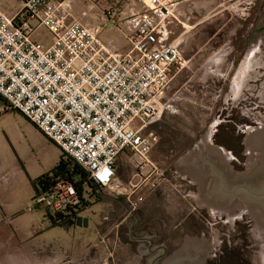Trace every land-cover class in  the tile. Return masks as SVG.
Listing matches in <instances>:
<instances>
[{"label": "rangeland", "instance_id": "rangeland-1", "mask_svg": "<svg viewBox=\"0 0 264 264\" xmlns=\"http://www.w3.org/2000/svg\"><path fill=\"white\" fill-rule=\"evenodd\" d=\"M126 1L134 9L142 8L141 0ZM222 1L230 20L221 31L223 37L214 38L212 50L238 54L242 44L235 33L244 24L245 13L247 30L251 23L252 37L241 53L246 54V62H242L236 76H225L233 78L235 88L225 89L217 81L218 75L210 76L207 84L201 82V75L186 73L169 82L162 109L142 130L144 135L156 136L149 157L164 168L167 180L146 192L134 211L129 210L123 194L102 189L99 193L121 197L125 202L123 211L111 220L106 217L104 222L90 225L87 221L93 229H104V235L99 234L102 237L84 234L80 226L61 228L43 209L25 210L32 188L22 165L30 176L48 173L58 159L57 151L55 155L52 142L22 122L21 114L0 98V264H120L124 242L135 245L130 237L155 229L162 233L170 251L186 244L193 252L201 248L198 259L203 254L204 264H263V240L252 212L244 210L230 222L226 214H209L208 207L199 206L187 194L196 193L197 185L174 168L208 129L209 149L233 172H244L250 157L249 135L264 130V29L258 30L264 27V0ZM46 37L43 30L37 31V39L44 41ZM196 43L191 50H197ZM58 154L62 156L59 150ZM128 160L122 171L118 168L122 192L129 189L127 182L136 171ZM7 207L14 213H9ZM129 213L143 216L142 222L135 224L137 232L130 236L126 226ZM100 237L103 242L96 244ZM124 261L128 264L127 259Z\"/></svg>", "mask_w": 264, "mask_h": 264}, {"label": "built area", "instance_id": "built-area-1", "mask_svg": "<svg viewBox=\"0 0 264 264\" xmlns=\"http://www.w3.org/2000/svg\"><path fill=\"white\" fill-rule=\"evenodd\" d=\"M18 1L11 15L0 8V98L98 189L123 194L129 210H136L146 192L167 180L164 168L149 157L156 137L142 130L162 109L171 67L180 61V40L169 29L180 0H141L143 9L124 26L123 52L74 19L62 0ZM39 30L49 41L36 38ZM123 151L136 171L122 192L115 161ZM40 209L49 217L79 214L73 182L56 177L34 193L25 210Z\"/></svg>", "mask_w": 264, "mask_h": 264}, {"label": "crops", "instance_id": "crops-1", "mask_svg": "<svg viewBox=\"0 0 264 264\" xmlns=\"http://www.w3.org/2000/svg\"><path fill=\"white\" fill-rule=\"evenodd\" d=\"M62 2L69 14L74 19H77L82 23L86 24L88 27L97 30L98 36L101 38V40L108 47L119 52H123L128 48V43L125 36V25L130 21V15L143 9V5L141 9H134L132 6L128 5L126 0H62ZM226 6L227 5H225L222 0L178 1L174 9V18L171 22L170 30L172 38L176 37L180 41H182L180 45L181 56L180 61L176 65H173L171 67V80H173L178 74H198L202 76L201 82H203V84H207V82L210 80L208 79L210 76L218 75L217 81L219 82V84L224 85L225 89L233 90V88H235L232 86L233 84L235 85V83L233 82V78L229 79L230 77L226 78L225 76H236L238 69H240L242 66V62H246V54H244L243 56V54L241 55V53L243 51L244 46L247 45V41L251 39L252 32L251 23L248 25L249 29L247 30V24L245 23L247 13H245L243 20L244 24L240 25L241 29L238 30L237 33H235V36L237 35L236 40H238V42L242 44V47L239 49L241 51H238V54L236 53V55L233 51L230 50H212V43H214V38H217L218 36L223 37L221 31L224 30L227 25V22L230 20L228 13H226V10L228 9ZM19 7L20 2L18 0H0V8L8 15L13 14ZM106 12H109L111 14H107ZM216 20H221L222 23L216 25ZM46 35L47 37L45 42L49 41V35L47 33ZM195 41L197 42L196 46H198L197 50H191L192 44ZM199 46L203 49H199ZM222 47L223 46L219 48ZM20 119L22 120V122L29 123L35 128V126L31 124L26 118L23 117ZM52 145L54 144L52 143ZM55 147L59 150V148L54 145L53 153L56 155L57 151V158L59 159L60 155L58 154V150ZM219 149H221V147H219ZM222 149L224 148L222 147ZM128 159L133 162L130 159L128 151L121 152L116 158L115 172L119 178L121 177L118 175V168L120 171H122L124 167L123 165ZM56 162L51 166V168L56 164ZM22 168L26 173L29 184L31 185L32 192L30 196H32L35 192V189L32 185L31 180L46 173V171L35 176H30L28 174V171H26V169L28 168L26 167L25 169L23 165ZM49 169L47 170V172L50 171ZM84 189L85 190L82 194V198L85 200V205L83 206L82 210L78 215L86 217L88 225L96 223L100 220L104 222V218L106 217L111 220L116 215H118L121 210L123 211L125 202L123 199V202L120 200L121 197H115L109 193L104 194V192L99 193L100 191L104 190L98 188ZM7 211L9 213L13 212L11 211V209H8V207ZM133 216L137 219V222H142L143 216L141 214H134ZM49 218L51 219V217ZM197 221L198 218L196 217V225H198ZM137 222L133 223V225L131 223L130 235L132 233L137 232V228L135 226ZM79 229L85 231L84 234L94 236H101L99 234H103L104 232V229H99L98 227H95L93 229L90 226H80ZM100 231L101 233H99ZM145 235L150 236L149 239L151 241V246L153 244H159L163 245L166 248L165 256H168L173 252L170 251L171 247L167 244V241L165 239H162V233L157 229H155V231L149 232L142 231L137 234V236H135L134 238L143 237ZM101 237L98 239L96 244H100L101 241L103 242V239ZM137 246L138 242H136L135 245L129 242H124L125 250L124 253L121 255L122 262L120 264H126L124 259L128 260V264H144L146 259L155 254L152 253L140 256L138 253L135 252ZM189 250L191 251L190 248ZM163 259L165 258H159L156 264H161V260ZM194 262H191L190 264Z\"/></svg>", "mask_w": 264, "mask_h": 264}, {"label": "water", "instance_id": "water-1", "mask_svg": "<svg viewBox=\"0 0 264 264\" xmlns=\"http://www.w3.org/2000/svg\"><path fill=\"white\" fill-rule=\"evenodd\" d=\"M264 13V12H263ZM264 29V27L259 28ZM255 30V31H258ZM208 129L182 157L175 163V171L181 177L190 176L197 185L196 193L187 194L201 207H208L209 214H226L229 222L242 211L254 215L263 240L262 262L264 264V130L253 131L249 135V162L244 172H233L227 164L214 154L207 145ZM61 219L62 214L53 216ZM137 219L129 213L126 226L130 236V225ZM74 225L86 226L87 218L78 216ZM67 226L65 225L64 228ZM153 236V235H152ZM150 236L130 237L138 242L136 253L140 256L155 253L145 260L144 264H190L199 258L198 252L190 251L189 245H183L165 256L163 245H152Z\"/></svg>", "mask_w": 264, "mask_h": 264}, {"label": "trees", "instance_id": "trees-1", "mask_svg": "<svg viewBox=\"0 0 264 264\" xmlns=\"http://www.w3.org/2000/svg\"><path fill=\"white\" fill-rule=\"evenodd\" d=\"M73 176H77V179L74 180ZM56 177L73 182L81 199L82 208L85 205V200L81 197L85 190L84 188H97L91 182V180L87 179L84 170L74 160L60 156L56 164L50 169L48 173H44L31 180L35 189L34 193L38 192L39 189L44 190L47 185L50 184Z\"/></svg>", "mask_w": 264, "mask_h": 264}, {"label": "flooded vegetation", "instance_id": "flooded-vegetation-1", "mask_svg": "<svg viewBox=\"0 0 264 264\" xmlns=\"http://www.w3.org/2000/svg\"><path fill=\"white\" fill-rule=\"evenodd\" d=\"M78 216L79 215L77 213H70V214L63 215V217L61 219H56L54 217H51V221L56 223V225L60 226L61 228L64 227L65 225L67 227H72V226H76V225H74V223H75V219ZM202 255H200V259H198L193 264H204L203 257H201Z\"/></svg>", "mask_w": 264, "mask_h": 264}]
</instances>
